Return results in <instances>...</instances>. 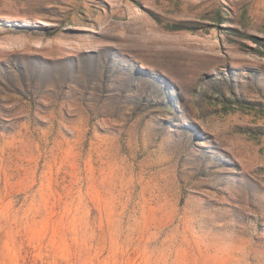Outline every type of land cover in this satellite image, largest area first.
<instances>
[{"label":"rangeland","instance_id":"1","mask_svg":"<svg viewBox=\"0 0 264 264\" xmlns=\"http://www.w3.org/2000/svg\"><path fill=\"white\" fill-rule=\"evenodd\" d=\"M0 264H264V0H0Z\"/></svg>","mask_w":264,"mask_h":264}]
</instances>
